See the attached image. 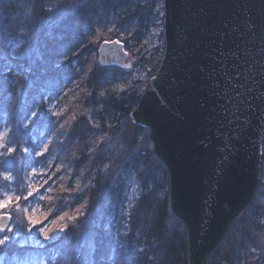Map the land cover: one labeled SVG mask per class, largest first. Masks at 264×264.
I'll use <instances>...</instances> for the list:
<instances>
[{
  "label": "trees",
  "instance_id": "1",
  "mask_svg": "<svg viewBox=\"0 0 264 264\" xmlns=\"http://www.w3.org/2000/svg\"><path fill=\"white\" fill-rule=\"evenodd\" d=\"M51 1H0V127L8 128V141L15 147L9 161L0 159V173L14 180L0 184V194L14 191L23 205L36 202L48 208L51 217L82 208L51 244L5 242L0 264H26L27 249L40 251L33 264H188V235L171 210L167 168L151 147H139L142 135L148 139L145 127L134 123L135 150L122 162L117 179L111 176L109 165L116 152L110 137L126 120L131 123L142 93L119 88L129 71L101 65V42L94 40L99 30L115 25L127 33V49L138 46L158 21L163 0H85L48 23ZM158 50L144 59L145 69L152 67L148 79L161 62ZM65 89L74 106L59 114L45 111L46 98L60 99ZM28 118L35 127L29 136L35 140L60 131L43 155H36V144L33 151L24 147L31 143L30 138L24 143L21 134ZM50 160H55L53 166L72 169L69 182L78 187L51 201L34 195L25 199V168L32 166L44 177L52 171ZM133 178L141 183L130 205L127 183ZM223 246L227 252L222 255ZM14 254L17 262L11 260ZM208 264H264V144L255 197L232 222Z\"/></svg>",
  "mask_w": 264,
  "mask_h": 264
},
{
  "label": "water",
  "instance_id": "2",
  "mask_svg": "<svg viewBox=\"0 0 264 264\" xmlns=\"http://www.w3.org/2000/svg\"><path fill=\"white\" fill-rule=\"evenodd\" d=\"M163 3L164 54L131 116L149 130L167 168L171 210L188 235V264H208L261 178L264 0ZM98 54L103 66L131 67L117 38L102 41ZM7 216L0 228L10 225L12 215H0Z\"/></svg>",
  "mask_w": 264,
  "mask_h": 264
},
{
  "label": "rangeland",
  "instance_id": "3",
  "mask_svg": "<svg viewBox=\"0 0 264 264\" xmlns=\"http://www.w3.org/2000/svg\"><path fill=\"white\" fill-rule=\"evenodd\" d=\"M1 1V0H0ZM85 0H52V5L47 8L50 16L51 21H55L62 17L66 12H68L70 9L74 8L78 4L84 2ZM164 3H160L159 7L161 8L159 15H158V21L156 23H153L150 27V32H148V37L141 42L138 46L130 47L128 49L129 56L127 59V62L131 63V67L126 69L129 71L126 81L119 85V88L126 90L128 93L136 92L137 94H141L144 92L146 85L149 81L147 71L151 70V66H148L147 69H145L147 62H145L146 55L154 53L157 49L158 50V59L162 58L159 57V53L163 51L162 56L164 54L165 49V40H164ZM49 18V17H48ZM127 33L120 30V27H115V25H110L107 29H101L97 32V36L94 38L96 42H102L104 40H112V39H119L123 42L124 38L126 37ZM99 61V59H98ZM64 98L60 97V99H47L44 102V110L45 111H54V113H63L64 111H67L70 107L74 106V104L71 103V99H73L72 94L68 90L63 91ZM61 100V101H60ZM53 113V112H52ZM30 119L28 118V122H26V125L23 126V132H21L24 143L28 142L30 144L24 145L26 150L33 151L35 144H36V155L37 153L44 152L47 150V147L56 139L60 138V131L56 130L53 133L49 134H41V139L35 140V138L30 137V134H33L35 127L31 126ZM31 126V127H30ZM134 122L131 116V123L126 120L122 128L119 130V132H116L111 135L109 142L113 143L114 151L116 152V158L114 159V163L109 165V168H111V176L113 179H117L119 170L122 168V162L126 159L127 156L130 155L131 152L135 150L133 148L134 146L132 143V138L134 135ZM30 127V128H29ZM29 129V131H28ZM147 129V128H146ZM148 130V129H147ZM0 134H3V139L0 140V144H3V147H0V159H2L5 162L9 161L6 158H10L11 155L7 151L8 148L15 149L14 145H10L8 141V128L5 126L0 127ZM148 139L144 140L143 135L140 137V144L139 147H151L153 149V144L149 139V130L147 132ZM30 135V136H29ZM30 138V140H28ZM102 139V138H101ZM109 139V138H107ZM28 140V141H27ZM108 142V146L109 145ZM12 151V152H13ZM11 152V153H12ZM14 160L18 161L17 158H13ZM55 160H50L49 167L52 168V171L47 176H40V172H38L34 167L28 166L25 168L24 172V180L26 179V193H24L25 197H28V191L31 189H36V191L33 192L32 195L36 197H40L41 199H47L48 201H51L55 195L61 192H68L73 191L72 187H78L77 184L74 182H69V178L72 174V169H66L67 166L63 168V165L54 164L53 162ZM61 167L64 169L61 174L58 173V170L61 171ZM54 169V170H53ZM66 169V170H65ZM35 170V174L34 171ZM9 176V173L3 172L1 170L0 173V184L1 186H7L9 181L10 183L14 180L11 179H5V177ZM18 181V180H16ZM21 182V180H19ZM7 183V184H6ZM140 179L133 178L127 183V197L128 202H130V205L134 202V199L137 197L139 188H140ZM73 185V186H71ZM79 185V184H78ZM169 190V187H168ZM31 195V196H32ZM8 196H11L13 198V205L17 204L19 207L15 206H9L7 209H0V215L3 213H10L12 215V220L10 225L4 230L0 231V238H3L5 235L9 237V239L6 241H15L16 239H19L20 245L22 246L25 243H28L33 246H45L47 244L53 243L58 237L66 230L68 226V222L72 221L73 219H69V217H78L81 213V207L68 211L67 213L60 215L58 217H51L50 211L48 208L38 205L36 202L29 203V205H23L22 200L16 201L15 197L18 195L16 192H3V194H0V201L5 200ZM24 197V198H25ZM79 210V212H77ZM32 218L33 220L39 221L35 224L29 223V218ZM60 217H63V219H60ZM66 226V227H65ZM185 227V226H184ZM12 229V231H7V229ZM65 229L61 231L60 229ZM31 229V230H29ZM50 230V231H49ZM47 231L49 237L51 239H45L42 235L43 232ZM22 241H21V240ZM27 252H29L26 256V264H33L35 260L38 259L40 255L39 250H33L27 249ZM227 252V247L223 246L221 253L222 255ZM213 253V252H212ZM8 252H6L4 255L7 256ZM221 255V254H220ZM218 254V257L220 256ZM18 257L14 254L11 258L13 262H17ZM23 259V258H22ZM20 260V263L23 262V260ZM10 260V258H9Z\"/></svg>",
  "mask_w": 264,
  "mask_h": 264
},
{
  "label": "snow or ice",
  "instance_id": "4",
  "mask_svg": "<svg viewBox=\"0 0 264 264\" xmlns=\"http://www.w3.org/2000/svg\"><path fill=\"white\" fill-rule=\"evenodd\" d=\"M108 41H105V43H107ZM223 54V53H222ZM235 86V85H234ZM61 127H63V125L61 126ZM3 139V134H0V140H2ZM4 145L3 144H0V147H3ZM7 151L9 152V153H11L12 151H13V149H11V148H8L7 149ZM41 155H43V153H41ZM34 171V174H35V170H33ZM5 179L7 180V179H10V177H8V176H6L5 177ZM34 191H36V189H31L30 191H28V196H31L32 194H33V192ZM25 199H26V197H25ZM15 200L16 201H19L20 200V197L19 196H17V197H15ZM9 206H15V207H19V205H18V203L17 204H15V205H13V198L11 197V196H8L5 200H3V201H0V209H7V208H9ZM77 212H79V210H77ZM4 218H7V219H11V217L10 216H7V217H0V219H4ZM76 217H69V219H75ZM60 219H63V217H60ZM39 221H36V220H33L31 217L29 218V223L30 224H35V223H38ZM66 227V226H65ZM5 229H3V228H0V231H4ZM29 230H31V229H29ZM61 231H63V230H65V229H60ZM7 231H12V229H7ZM50 231V230H49ZM42 235L44 236V238L47 240V239H51V237H49V235H48V232L47 231H45V232H43L42 233ZM9 239V237L8 236H4L3 238H0V246H2V245H4L5 244V242L7 241Z\"/></svg>",
  "mask_w": 264,
  "mask_h": 264
},
{
  "label": "bare ground",
  "instance_id": "5",
  "mask_svg": "<svg viewBox=\"0 0 264 264\" xmlns=\"http://www.w3.org/2000/svg\"><path fill=\"white\" fill-rule=\"evenodd\" d=\"M184 225V224H183ZM186 229V228H185Z\"/></svg>",
  "mask_w": 264,
  "mask_h": 264
}]
</instances>
